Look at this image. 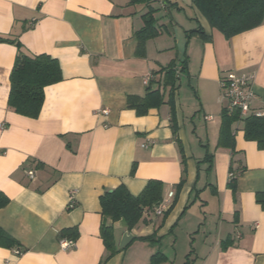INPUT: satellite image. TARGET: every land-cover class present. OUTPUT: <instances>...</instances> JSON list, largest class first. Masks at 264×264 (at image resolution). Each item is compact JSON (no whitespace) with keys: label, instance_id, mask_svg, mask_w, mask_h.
<instances>
[{"label":"crops","instance_id":"1","mask_svg":"<svg viewBox=\"0 0 264 264\" xmlns=\"http://www.w3.org/2000/svg\"><path fill=\"white\" fill-rule=\"evenodd\" d=\"M128 2L0 0V37L18 41L28 56L56 59L62 76L44 89L36 119L13 113L7 99L17 49L0 43V191L8 198L0 229L22 252L0 247V264H99L108 256L102 224L112 227L118 251L104 264H149L155 254L160 264H264V211L256 203L264 193V150L244 139L241 120L231 127L233 152L218 146L222 75L253 73V106L264 108V21L226 40L190 0ZM148 7L159 34L138 55L135 34ZM197 27L210 39H187ZM183 57L174 123L166 103L144 116L127 108L128 96L144 97L150 77L167 102L163 74H153ZM150 180L162 184L160 216L145 212L130 232L102 216L105 192L122 185L137 196ZM70 229L75 246L63 249L58 235ZM125 233L137 240L119 250ZM179 237L184 253L177 259L162 250L165 243L178 248Z\"/></svg>","mask_w":264,"mask_h":264},{"label":"trees","instance_id":"2","mask_svg":"<svg viewBox=\"0 0 264 264\" xmlns=\"http://www.w3.org/2000/svg\"><path fill=\"white\" fill-rule=\"evenodd\" d=\"M193 7L206 20L210 29L218 31L226 40L252 30L260 26L264 21V0H190ZM151 0H129L128 5H146ZM173 6V5H172ZM156 11L148 7L147 13L142 16L143 28L137 32L138 41L137 54L143 51L147 40L158 36L154 13ZM198 36L204 40L210 36L204 34L201 27L186 32V38L190 39ZM0 43L14 45L17 54L13 67L9 75V94L7 107L13 113L36 119L44 102V89L50 85L59 83L62 80L59 63L56 59L42 54L28 56L22 51L20 43L16 40L0 37ZM178 64L175 60L171 61L165 68H161L156 75L163 74L161 83L163 89L168 88V99L165 102L164 93L159 88L152 89L154 80L149 81L144 97L128 96L127 108L135 111L137 116H144L150 109H158L165 103L170 108L171 122L174 123V101L173 94L176 89L179 77L187 70V57ZM159 82L157 81V84ZM254 108V106H253ZM256 109V108H255ZM243 123V137L246 141L256 143L259 150H264V118L254 116L239 117L237 112L226 114L224 111L221 116V125L218 138V146L231 149L233 152L234 136L232 125L238 121ZM181 151V149H180ZM206 158H210L207 154ZM133 168L131 172H133ZM229 188L234 192L235 179L233 175L228 183ZM163 188L159 181L150 180L137 196H132L124 186H119L111 192H105L100 198L101 214L105 219L115 223L123 221L126 230L130 232L140 221L145 212L151 213L162 202ZM8 203V198L0 191V209ZM256 203L264 211V193L256 195ZM167 210L165 213H167ZM76 232L74 229L64 230L59 233V239L75 240ZM100 236L108 256L100 261L104 264L118 251L115 249L112 227L101 225ZM153 236L141 238V241H152ZM134 240H137L134 238ZM0 247L14 249L18 255L22 252L18 243L0 229ZM164 258L160 254H155L150 258L149 264H160Z\"/></svg>","mask_w":264,"mask_h":264},{"label":"built area","instance_id":"3","mask_svg":"<svg viewBox=\"0 0 264 264\" xmlns=\"http://www.w3.org/2000/svg\"><path fill=\"white\" fill-rule=\"evenodd\" d=\"M254 74L246 72L229 71L222 75L219 79V89L221 93V100L224 103L223 111L226 114H233L237 112L240 118L246 116H254L257 118H264V108L255 109L253 103L255 94L253 91ZM152 77L146 79L145 85L147 86ZM102 114L106 115L107 112L103 111ZM147 148L146 145L142 146ZM30 180L33 179L32 170L27 172ZM172 195L170 194L169 197ZM164 204L161 202L154 210L156 216L163 213ZM75 243L71 239H62L60 247L63 249L73 248ZM18 255V251H15Z\"/></svg>","mask_w":264,"mask_h":264},{"label":"rangeland","instance_id":"4","mask_svg":"<svg viewBox=\"0 0 264 264\" xmlns=\"http://www.w3.org/2000/svg\"><path fill=\"white\" fill-rule=\"evenodd\" d=\"M182 88H184V82L182 83ZM195 222V219L191 216L190 217V222ZM178 241H181L179 242L177 245L178 248H174V249H170V247H168V243H165L164 246H163V250H166V254L170 255V253H177V259L180 258V255H182L181 253H184V241H182L181 237H179V240ZM183 260V259H182ZM182 260L180 261L179 259L177 260L176 264H181L182 263Z\"/></svg>","mask_w":264,"mask_h":264},{"label":"water","instance_id":"5","mask_svg":"<svg viewBox=\"0 0 264 264\" xmlns=\"http://www.w3.org/2000/svg\"><path fill=\"white\" fill-rule=\"evenodd\" d=\"M133 236L125 233L120 241L119 250H123L131 241Z\"/></svg>","mask_w":264,"mask_h":264}]
</instances>
